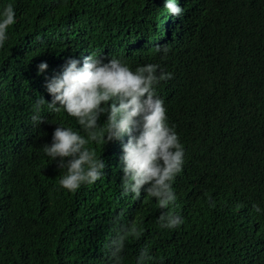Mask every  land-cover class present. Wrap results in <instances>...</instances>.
I'll list each match as a JSON object with an SVG mask.
<instances>
[{
    "label": "trees",
    "instance_id": "obj_1",
    "mask_svg": "<svg viewBox=\"0 0 264 264\" xmlns=\"http://www.w3.org/2000/svg\"><path fill=\"white\" fill-rule=\"evenodd\" d=\"M176 3L179 17L166 0H0V17L11 4L16 19L0 48V264H115L106 245L133 222L141 236L126 241L121 264L145 248L144 264H264V0ZM90 55L171 73L154 86L184 150L167 210L144 189L122 195L127 134L86 145L106 164L95 184L59 185L66 169L44 145L59 126L87 134L49 110L46 83ZM38 98L42 124L32 121ZM161 211L182 224L161 227Z\"/></svg>",
    "mask_w": 264,
    "mask_h": 264
},
{
    "label": "clouds",
    "instance_id": "obj_2",
    "mask_svg": "<svg viewBox=\"0 0 264 264\" xmlns=\"http://www.w3.org/2000/svg\"><path fill=\"white\" fill-rule=\"evenodd\" d=\"M165 8L174 17L183 13L176 0H166ZM14 23L15 11L8 4L0 17V48L8 39L7 31ZM161 50L165 54L169 51L166 46L156 48L157 52ZM79 64V60L69 59L62 73L46 83L52 96L48 102L49 110L55 113L65 111L76 118L87 134L85 137L70 127L59 126L53 133L52 143L44 145V153L57 162L59 169H66L59 180L60 187L75 193L82 185L95 184L104 174L106 164L86 145L89 142L107 145L127 134L129 138L123 145L122 156L125 165L122 195L133 193L139 198L144 189L148 197L156 198L161 210H167L176 200L171 182L182 171L184 150L178 135L166 123V110L163 101L156 97L154 86L170 79L171 73L161 71L157 75L159 65L155 64L141 66L133 72L119 59L111 58L105 63L94 55L85 57L82 67ZM48 67L46 62L40 63L38 74L44 73ZM44 103L45 99L38 98L33 105L34 124L44 123L39 114ZM102 115L107 119L101 126L98 121ZM253 210L260 212L257 205H253ZM115 219L119 224L120 217ZM159 222L161 227L171 229L178 228L183 221L171 211H161ZM141 232L135 222L117 228L115 237L106 245L115 264L122 262L121 253L126 241L138 239ZM146 259L151 257L145 248L138 256L137 264H144Z\"/></svg>",
    "mask_w": 264,
    "mask_h": 264
}]
</instances>
